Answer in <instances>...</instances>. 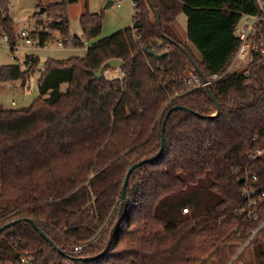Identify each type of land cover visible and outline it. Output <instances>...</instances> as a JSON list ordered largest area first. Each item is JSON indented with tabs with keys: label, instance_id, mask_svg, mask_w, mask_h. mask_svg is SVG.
<instances>
[{
	"label": "trees",
	"instance_id": "trees-1",
	"mask_svg": "<svg viewBox=\"0 0 264 264\" xmlns=\"http://www.w3.org/2000/svg\"><path fill=\"white\" fill-rule=\"evenodd\" d=\"M152 2L136 0L132 26L94 42L84 56L46 60L32 103L0 107V227L13 222L0 233V264L16 263L26 251L34 264H227L264 222V21L250 37L248 68L229 69L241 21L258 13L259 0ZM44 12L49 31H32L41 45L54 38L52 30L70 38L67 2L50 3ZM181 13L184 36L174 26ZM80 19L84 38L100 35L102 12L86 10ZM5 35L13 51L10 0H0V38ZM73 37L83 45V37ZM174 40L208 79L224 73L211 84L217 115L207 87L180 82L197 70ZM151 50L167 54L156 58ZM113 58L123 60L124 76L107 77L115 69L107 67L96 77ZM39 61L28 54L25 71L3 65L0 81L25 85ZM176 105L188 109L171 112L164 152L132 172L128 211L111 247L84 259L105 248L126 172L159 152L162 123ZM257 150L262 154L253 158ZM250 187L258 199L255 220L244 210ZM249 243L254 260L248 263L264 264V224Z\"/></svg>",
	"mask_w": 264,
	"mask_h": 264
},
{
	"label": "rangeland",
	"instance_id": "rangeland-1",
	"mask_svg": "<svg viewBox=\"0 0 264 264\" xmlns=\"http://www.w3.org/2000/svg\"><path fill=\"white\" fill-rule=\"evenodd\" d=\"M60 2H67V19L71 35L69 37L72 38L74 35L83 37L80 18L86 10L93 13L102 12L103 23L100 35L91 40L83 37V45L76 46L73 43L70 46L60 47L57 44V38L60 37V34L57 30H52L54 38L46 46L26 43L28 35L33 34L32 30L36 25V21L43 25L51 20L45 12L37 17L34 14L41 12L42 7L47 9L50 3ZM106 2L107 0H10V15L14 20L15 30L17 32L16 48L12 51L8 41L4 40L3 37L0 38V67L7 64H19L21 69L25 71L27 69L25 59L28 54L37 55L40 61L25 85H23L22 79L0 81V107L20 108L29 105L34 99L40 96L38 80L46 60L84 56L87 47L94 42L132 26L134 13L132 0H114L115 3L108 7L105 6ZM119 2L121 3L120 5H118ZM186 19L187 16L185 13H181L178 16L174 25L178 35L184 36L187 26ZM243 22L242 19L241 25ZM35 39L33 40L36 42ZM248 63L249 59L246 61L237 60L229 69L231 68V71L240 70L248 65ZM107 72L112 76H118V73L114 69L107 70ZM246 243L239 250V252L243 251L239 260H236L234 256L235 262L231 264H249L248 262L250 260H254L251 244ZM1 264L16 263L7 261Z\"/></svg>",
	"mask_w": 264,
	"mask_h": 264
},
{
	"label": "built area",
	"instance_id": "built-area-1",
	"mask_svg": "<svg viewBox=\"0 0 264 264\" xmlns=\"http://www.w3.org/2000/svg\"><path fill=\"white\" fill-rule=\"evenodd\" d=\"M132 2H133V5L135 6L136 0H132ZM259 4H260V8H259L258 13L251 15V16H246V17L244 16L245 17V18H243L244 22L238 28V35L240 38V44H239L238 50L236 52V55L234 57V60L231 64V66H233L234 62H236L237 60L246 61L250 57V54H251V38L250 37H251L252 33H256L263 26L262 22L264 21V0H259ZM118 5H120V2L118 3ZM35 30H36L37 35H38L40 31H49V27L45 26V24L42 25V24L38 23V21H36V25L32 31H35ZM3 38L6 41L9 40V37L6 35ZM34 38L35 37L32 34H29L28 37L26 38V43H32V44L35 43L36 45H39V46H46L49 43V42H47L44 45H41L40 39L38 38V36L35 39L36 42L33 40ZM260 41L262 43V49L261 50L264 54V37H262L260 39ZM73 43H75L74 37L64 38V37L60 36L57 38V44L60 47L70 46ZM15 48H16V45H15ZM247 68H248V65L241 68L240 70H246ZM117 69H119L118 76L123 77L124 72L120 68H117ZM105 73H106L107 77H113L107 71ZM223 75H224V73L223 74H214V75H212V77L210 79H208L207 82H205L202 79L201 75L197 71L189 70L186 74H184L180 78V82H182L183 84H186L189 89L201 88V87H206V85L208 83L212 84L213 81L221 78ZM260 154H262V151L257 150L253 154V158L259 156ZM246 191H247V194L249 195L247 206L244 208V210H246V217L249 220H255L259 217V212L257 210L258 199L256 197L252 196V194L255 193V188L250 187ZM261 196L264 197V192L262 193ZM184 212H189L188 208H184ZM263 224H264V222L262 224H260L256 229L253 230V234L249 238V240L247 241L246 244H248L250 242L251 238L258 232V230L263 226ZM75 250L77 252H82L83 251V245L82 244L76 245ZM237 255L238 254H236L235 257ZM232 260L227 264H231ZM16 264H34V257L28 251H26L24 254H22L18 258ZM68 264H73V263L69 262Z\"/></svg>",
	"mask_w": 264,
	"mask_h": 264
},
{
	"label": "water",
	"instance_id": "water-1",
	"mask_svg": "<svg viewBox=\"0 0 264 264\" xmlns=\"http://www.w3.org/2000/svg\"><path fill=\"white\" fill-rule=\"evenodd\" d=\"M149 3L151 4L152 7H154L152 0H148ZM114 0H108L107 3L105 4L106 7L110 6L111 4H113ZM45 7L41 8V13H44L45 11ZM160 23V21H159ZM175 43H177L180 48L189 56L190 60L193 62V64L195 65V69L197 70V72L201 75L202 79L207 82L208 78L206 77V75L202 72V70L200 69V67L198 66V64L195 62V60L193 59L192 55L190 54V52L181 44H179L177 41L174 40ZM150 54L155 56L156 58H162L163 56H165L167 54V52H157L156 50H151ZM123 66V60L119 59V58H113L108 60L107 62H105L95 73L96 77H100L103 75L105 68L107 67H114V68H121ZM209 93L211 94L212 98L215 100L216 104H217V112L216 114H214L213 116L217 115L220 112V105L218 103V101L216 100L214 94H213V90H212V85L211 84H207L206 85ZM175 109H188L187 107L183 106V105H176L171 107L167 112H166V116L165 119L162 123V128H161V146L159 149V152L148 159H143L140 161H137L135 163H133L127 170L124 181H123V185H122V192H121V197L118 200V204H119V208H118V214H117V218L116 221L111 229L110 232V236L108 239V242L105 246V248L103 249V251L101 253H99L98 255L94 256V257H88V258H84V259H94V258H98L100 256H103L111 247V244L115 238V235L125 217V215L127 214L128 211V204H129V196L127 195V188H128V183H129V179L130 176L132 174V172L138 168L139 166H141L143 163H146L148 161H151L155 158H157L158 156H160L165 149V144H166V136H165V132H166V122H167V118L169 117V115L171 114L172 111H174ZM240 180H243V177L240 178ZM26 220L30 221L34 227L39 231V233L45 237L50 244L62 255H66V252L63 251L60 247H58L47 235L46 233L41 229V227L38 225V223L33 219V218H25ZM13 222H9L3 226L0 227V233L9 225H11Z\"/></svg>",
	"mask_w": 264,
	"mask_h": 264
},
{
	"label": "crops",
	"instance_id": "crops-1",
	"mask_svg": "<svg viewBox=\"0 0 264 264\" xmlns=\"http://www.w3.org/2000/svg\"><path fill=\"white\" fill-rule=\"evenodd\" d=\"M107 1H108V0H107ZM106 3H107V2H106ZM114 3H115V2H113V4H114ZM120 4H121V3H120ZM186 20H187V19H186ZM114 71L117 72V73L119 74V69L115 68Z\"/></svg>",
	"mask_w": 264,
	"mask_h": 264
}]
</instances>
